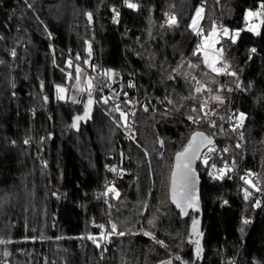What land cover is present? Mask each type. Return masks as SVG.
Returning <instances> with one entry per match:
<instances>
[{
	"label": "trees",
	"instance_id": "1",
	"mask_svg": "<svg viewBox=\"0 0 264 264\" xmlns=\"http://www.w3.org/2000/svg\"><path fill=\"white\" fill-rule=\"evenodd\" d=\"M121 2L0 0V240L6 241L0 252L9 264H43L44 258L49 264H264V207H254L252 196L244 200L250 189L239 174L216 180L209 174L214 161L196 159L199 210L181 216L170 199L175 154L200 132L185 115L205 98L192 92V82L205 83L189 74L203 67L193 55L200 36L189 28L198 7L204 33L213 21L240 30L235 43L224 39L218 48L229 68L245 71L246 94L234 96L233 105L245 114L244 167L264 186V21L258 35L244 21L246 11L261 10V0H132L138 8L121 7L114 23ZM166 13L176 25L166 23ZM69 57L86 74L95 62L125 86L134 81L139 99L152 101L138 112L127 141L120 140L125 122L100 104L94 80L90 118L71 127L90 97L58 99L57 86L68 88L75 77L77 65L68 74ZM215 76L213 89L228 80ZM222 98L219 113L228 99ZM118 146L124 155L114 184L119 197L113 192L103 204L93 196L107 182L108 156ZM194 218L202 233L199 258L188 242ZM112 224L117 233L103 249L87 238L99 235V225L111 233Z\"/></svg>",
	"mask_w": 264,
	"mask_h": 264
},
{
	"label": "built area",
	"instance_id": "2",
	"mask_svg": "<svg viewBox=\"0 0 264 264\" xmlns=\"http://www.w3.org/2000/svg\"><path fill=\"white\" fill-rule=\"evenodd\" d=\"M121 7H126L123 3V0L121 4L115 9L119 11ZM113 14L115 15L114 12ZM251 23H253V21H251ZM42 39L47 41L50 46L53 45L52 37L48 33H43ZM68 61H71V67L68 66ZM76 65H79V61L76 59V57H69L67 60V67L69 68L68 74L70 73V70ZM220 66H222V64H220ZM93 67H95V71H93ZM228 71L235 72L236 75L231 76L223 74V76L228 80L217 85L215 89L204 86L198 78L193 80L192 92L197 94L195 89L203 85L204 90L201 92H203L205 98L198 102L196 106H194L185 115V120L189 125L204 133L205 136L209 137L213 141L211 145L206 144L201 149L199 158L202 162H204L205 159L207 161H214L209 167V173H212L211 176L216 180L225 181L232 180L235 175L239 174L240 183L249 188V186L241 180V176H246L248 172H251L244 167V161L246 159L243 133L245 122H243V126L237 127V117L239 116L240 112L234 108L233 105L234 96L246 94L244 82L245 71L244 69L235 71L231 68H228ZM103 72L105 71L98 69L95 62L90 63L89 69H87L88 76L91 77L92 80H94L97 84L95 89L99 96L100 104L107 109V113L111 115L119 113L114 110L116 106L119 105L120 109L128 114L127 126H125L124 123V128L120 138L122 141H127L129 136L134 132L135 120L138 112L142 109H146L148 107V103H152V101L139 99V94L134 81H128L127 85L125 86L123 82L118 81L117 79L101 75ZM130 83L133 84L134 87H129L128 85ZM237 84L240 85L239 88H237ZM209 89L211 91H209ZM124 93H127V95H124ZM215 94L228 97L227 101L224 103V108L221 109V114H219V108L212 99ZM106 99L107 103L104 102ZM155 104L156 103H154V105ZM202 105L204 106L203 110H201ZM193 109H195V111H193ZM189 116L197 118L198 122L189 120ZM234 128L235 130H233ZM228 136L231 138V141L229 143L227 141L226 143V138ZM209 148H214L215 150L209 151ZM225 149H227V151H225ZM234 157L237 159H234ZM108 158L112 161L111 165L106 166V171L109 174V178L107 182L103 184L101 189H99L93 196L95 201H100L103 204H109V199L111 196H113V192H108V189L114 187L117 177L123 170L122 166L124 155L121 147L118 146L113 156H108ZM112 169H115V171H112ZM220 169H223L225 172L222 177L220 176ZM248 178L254 183H257L258 188L264 189V186L257 180L255 175ZM249 189L255 203L257 200H259L261 202L259 207H264V191H256L252 188ZM105 192H108V195H104ZM102 233L106 238L100 239L98 241L100 247H104L108 243L109 235L106 229H100V233L96 237L99 238ZM8 262L9 259L3 257L0 258V264H7ZM43 264H49L46 258H44Z\"/></svg>",
	"mask_w": 264,
	"mask_h": 264
},
{
	"label": "snow or ice",
	"instance_id": "3",
	"mask_svg": "<svg viewBox=\"0 0 264 264\" xmlns=\"http://www.w3.org/2000/svg\"><path fill=\"white\" fill-rule=\"evenodd\" d=\"M217 2H219V0H217ZM123 3L125 6H127L130 9L135 10L138 8V4L133 3L132 0H123ZM260 9L264 10V0H261ZM261 10H257V11L249 10V11L245 12L244 21L248 25L247 31L256 32L257 34H259L258 33V25L255 23H251L250 21L253 18H259L262 15H264V12H262ZM203 11H204V9L202 7H198L196 9L195 15L192 17V21H191L190 25H189V28L192 29V31L197 36L202 37L200 43L197 44L196 49L193 51V55L194 56H196L198 54L202 55V57H203L202 62L204 64V66L209 68L212 72L216 73L217 75L224 74V75L235 76L236 75L235 72H229L228 71V68L230 67V65L224 60V48L223 47H219V48L216 47V45H218L220 43V36L223 35L224 37H228L230 30L227 28L218 29L216 22L213 21L211 29L205 35L204 29L200 25V21L204 18L202 15ZM113 12L115 13V15L113 17V22L116 23L119 21V11L114 8ZM86 15L88 16V19L91 22L92 14L87 13ZM165 15L167 16L166 23L170 27L176 25L177 20H176V17L174 15L168 16L167 13ZM239 35H240V30H236L231 35L230 38L232 39L233 43L236 42V39ZM251 51L255 52L256 49L253 48V49H251ZM89 52H91L90 46H89ZM12 55L13 56L16 55L15 50L12 51ZM77 59H80V57L77 56ZM84 63L87 64L88 61L85 60ZM218 64H222V66L218 67L217 66ZM68 66L69 67L72 66L71 61H68ZM189 67H197V65L193 64L191 61H189ZM81 71H82L81 68L77 65L76 69H75V78L78 81L77 89L80 92L88 91L90 98H89L87 104H85L83 116L78 115V116H75L73 118V123H72L71 127H74V128L78 126L79 121L89 118V114L91 111V105L93 103V101L91 99V90L93 88L92 78L88 77L84 81L86 88L79 87ZM93 71H95V67H93ZM69 75H71V74H69ZM101 75L111 78L113 73L111 72V70H107V71L101 73ZM128 86L134 87V85L131 83ZM236 86H237V88L240 87L239 84H237ZM202 90H204L203 85H201L200 87H197L195 89V91L197 93L201 92ZM56 91L58 93V99H61V100L65 99L64 93L66 90L63 87L57 86ZM209 91H211V90L209 89ZM124 95H127V93H124ZM213 99L216 101H219L220 103H223V100L218 95L214 96ZM73 102L78 103V101H75V100H73ZM104 102L107 103V99ZM169 103H171V101H169ZM203 107L204 106L202 105L201 110H203ZM114 110L119 112L120 119L122 121H124L125 126H127L128 114L126 112L122 111L120 109L119 105H117ZM145 111H147V109H145ZM193 111H195V109H193ZM133 115H134V113H133ZM206 115H207V113H206ZM188 119L193 120V122H198V119L194 118L192 116H189ZM237 120H238L237 127L243 126V122L245 120V114L240 113L239 116L237 117ZM212 126H214V125H212ZM233 130H235V128ZM26 143H27V141H26ZM212 143H213V141L209 137L205 136L204 133L194 132L192 134L191 138L189 139L187 145L184 146L183 150L178 151L175 154V163L172 166V170H171V174H170V197H171L172 203L175 204V206L180 210L181 216H187L188 215V209H192L195 211L199 210L198 200L194 194V170L192 168V164L196 159L200 158L201 147H203L205 144L211 145ZM237 146H239V145H237ZM214 150H215L214 148H209V151H214ZM225 151H227V149H225ZM204 163L207 164L206 159L204 160ZM112 171H115V169H112ZM219 172H220L221 177L225 174L223 169H220ZM209 174L212 175V173H209ZM253 175L254 174L252 172H248L246 176H241V180L245 184H247L249 186V188L255 189L256 191H264V189H260L257 187V183H254L251 179L248 178V177H251ZM108 192H115L116 197L117 198L119 197V192H117L114 187L109 188ZM108 192H105L104 195H108ZM243 194H244V200L248 201L250 196H251V193L247 189H244ZM225 203H227V201H225ZM260 203L261 202L259 200H257L255 205H253V206L259 207ZM154 220H155V218L153 220H149L148 223L150 225L154 226ZM199 223H200L199 220L194 218L192 220L191 228H190V231L188 233V235H189V241L188 242L195 245V255L197 258L200 257V254L202 252L201 240L199 239V237L202 236V233L199 231ZM242 223L246 225L249 223V221L247 219H243ZM98 227L103 229L104 225H99ZM115 233H117V226L115 224H112L111 225V233H109L108 235L115 234ZM118 234L122 236L125 233L119 232ZM144 235L152 236V234L150 232H144ZM87 238L92 240L93 243H95L97 247H100V244L98 241L100 239H105L106 237L102 233L99 238L93 237V236H88ZM152 238L155 240L154 236H152ZM3 243H5V241L0 240V244H3ZM156 243H159V244H161V246H164L163 241L156 240ZM5 255H7V253H5ZM177 259H179V257H177ZM167 264H171V262L169 261V262H167Z\"/></svg>",
	"mask_w": 264,
	"mask_h": 264
},
{
	"label": "rangeland",
	"instance_id": "4",
	"mask_svg": "<svg viewBox=\"0 0 264 264\" xmlns=\"http://www.w3.org/2000/svg\"><path fill=\"white\" fill-rule=\"evenodd\" d=\"M261 11L264 12V10H261ZM195 13H196V11L194 12L193 16L195 15ZM191 21H192V19H191ZM251 21H253V23H255V24L258 25V33H259L260 32V29H261V25H262V23L264 21V15H262L259 18H253ZM201 22H202V20L200 21V25H201ZM247 26H246V30H247ZM217 28L218 29H220V28H227V29H229L230 30L229 36L228 37H224L223 35H221L220 36V41H222L224 39H228L230 42H232V39L230 37L236 31V29H230V28L224 27V26H217ZM251 33L254 34V35H258L256 32H251ZM204 34L206 35L207 33H204ZM238 37H237V39H238ZM201 39H202V37L200 36V41H201ZM237 39H236V41H237ZM216 47L218 48V45H216ZM199 56H200L201 60H203L202 55L199 54ZM83 65L84 64L80 65L82 67L81 68L82 71H81V77H80V81H79V87L86 88V85H85L84 81L89 76L84 71V66ZM202 65H203L202 68H193V69H191L190 72H189V74L191 76H197V77L201 78L202 81L205 83V86L210 87V88H213L214 85H215V83H216V78H215L216 76L215 75H217V74L214 73V72H212L209 68L205 67L204 64H203V62H202ZM217 66L219 67L220 64H218ZM77 85H78V81L74 77V80H73V82H72V84H71L70 87L67 88V87H64V86H60V87H63L66 90L65 93H64L65 99H68V101H70V102H73V100L78 101V103H81L82 102L85 94H88V91H83V92L78 91ZM93 90H94V83H93V88L91 90V93H92ZM57 95H58V93H57ZM217 95L218 94H215L214 96H217ZM218 96H220L221 99L223 100L222 95H218ZM213 97H212V99H213ZM65 99H63V100H65ZM214 101L219 104V107L218 108H219V112H220L221 103L219 101H216V100H214ZM219 114H221V113H219ZM197 188H198V177H197L196 172H194V193L197 192L196 191ZM170 199H171V197H170ZM5 244H6V241L2 245L4 246ZM5 253L6 252H0V258L3 257V258H6V259H9V255L8 254L5 255ZM167 262H169V261L162 262L161 264H167ZM9 263H10V259H9V262L7 264H9Z\"/></svg>",
	"mask_w": 264,
	"mask_h": 264
},
{
	"label": "water",
	"instance_id": "5",
	"mask_svg": "<svg viewBox=\"0 0 264 264\" xmlns=\"http://www.w3.org/2000/svg\"><path fill=\"white\" fill-rule=\"evenodd\" d=\"M91 99H92V98H91ZM88 100H89V98H87V100H86V104H87ZM92 101H93V99H92ZM84 108H85V107H84ZM92 111H93V103H92V105H91V111H90V114H89V118H90V115H91V112H92ZM83 114H84V110H83V113H82L80 116H83ZM89 118H87V119H85V120H81V121H79V122H78V126L80 125L79 123H81V122L86 123V121H87ZM78 126H77V127H78ZM205 145H206V144H205ZM205 145H204V146H205ZM204 146H203V147H204ZM203 147H201V149H202ZM201 149H200V150H201ZM174 163H175V158H174ZM174 163H173V165H174ZM194 164H195V161H194L193 164H192V168H193V170H194V172H195V165H194Z\"/></svg>",
	"mask_w": 264,
	"mask_h": 264
}]
</instances>
